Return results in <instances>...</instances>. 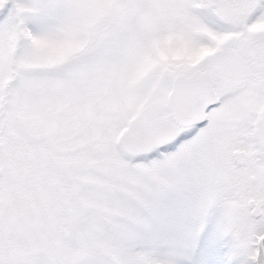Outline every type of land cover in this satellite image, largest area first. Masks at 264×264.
I'll return each instance as SVG.
<instances>
[{"label":"snow or ice","instance_id":"obj_1","mask_svg":"<svg viewBox=\"0 0 264 264\" xmlns=\"http://www.w3.org/2000/svg\"><path fill=\"white\" fill-rule=\"evenodd\" d=\"M0 264H264V0H0Z\"/></svg>","mask_w":264,"mask_h":264}]
</instances>
